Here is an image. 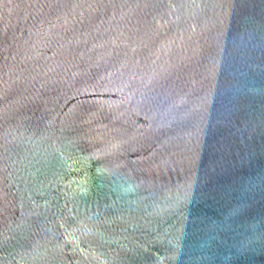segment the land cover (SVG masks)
I'll use <instances>...</instances> for the list:
<instances>
[{"label":"water","instance_id":"obj_1","mask_svg":"<svg viewBox=\"0 0 264 264\" xmlns=\"http://www.w3.org/2000/svg\"><path fill=\"white\" fill-rule=\"evenodd\" d=\"M0 264H264V0H0Z\"/></svg>","mask_w":264,"mask_h":264}]
</instances>
